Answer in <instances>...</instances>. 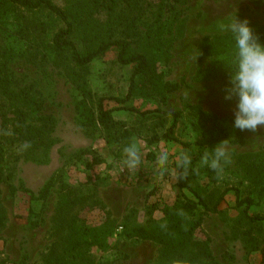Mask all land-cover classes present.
Here are the masks:
<instances>
[{"label": "rangeland", "instance_id": "374dc122", "mask_svg": "<svg viewBox=\"0 0 264 264\" xmlns=\"http://www.w3.org/2000/svg\"><path fill=\"white\" fill-rule=\"evenodd\" d=\"M150 1L158 4L162 0ZM163 3V18L157 22L149 14L140 30L143 34L157 32L161 25L165 36H170L169 59L159 65V71L166 81L181 87L169 95L166 104L143 97L132 104L142 111H181L176 128L180 142L146 140L152 137L159 116L124 110L113 115L133 129L129 142H108L103 133L90 136L76 111L79 92L53 64L52 39L63 21L46 11H19L3 17L6 54L0 59V264H45L51 253L66 264H159L161 245L135 233L164 222L167 208L190 197L178 186L181 142L192 143L194 149L202 145L208 152L211 146L224 142L230 161L234 152H262L264 126L256 131L233 127L235 101L224 99L228 85L205 70L221 66V61L203 57L201 45L206 36L219 35L213 23L233 7L257 31L264 32V4L260 0ZM175 11L181 13L173 23ZM30 23L45 26L34 28ZM131 73L132 66L120 65L117 51L111 50L89 65L87 85L95 97L125 96ZM105 104L108 108L118 106L114 100ZM18 110L28 113L24 124L37 129L34 140L22 138L16 131ZM169 126L170 121L157 131L162 133ZM132 144L139 147L141 155L135 169L124 163V149ZM162 150L169 153L166 167L158 162ZM47 186L45 198H31L29 190L38 194ZM216 186L238 187L242 197L255 199L250 212L264 215V193L259 197L251 191L252 186L235 171L234 164L224 169ZM245 207L237 206L235 191H230L219 213L203 216L194 241L209 237L218 264H264V253L253 249V242L249 243L244 233L248 226L237 223ZM255 228V236L263 241L264 224ZM198 251L192 243L189 253L197 255Z\"/></svg>", "mask_w": 264, "mask_h": 264}, {"label": "trees", "instance_id": "16d2710c", "mask_svg": "<svg viewBox=\"0 0 264 264\" xmlns=\"http://www.w3.org/2000/svg\"><path fill=\"white\" fill-rule=\"evenodd\" d=\"M187 1V0H176ZM122 4V8H121ZM157 7L155 10L154 8ZM176 9V8H175ZM41 12L53 13L64 25L59 28L52 39L53 64L64 76L71 81L80 94L76 102V111L90 136L103 133L105 140L111 143L123 144L129 142L134 135L123 121L114 118L113 113L124 110L140 116H159V123L153 127L150 142L159 140L179 141L176 128L182 119L181 111L169 112L161 108L141 110L132 102L140 97L158 100L166 104L168 97L180 89L181 84L164 79L159 71V65L169 59V47L172 39L166 37V32L160 25L157 32L148 31L143 34L140 24L152 14L159 22L165 12V4H155L150 0H0V59L6 54L5 39L2 33V19L12 12ZM181 11H175L172 22H176ZM34 28L44 27L43 23H30ZM184 25V22H183ZM45 30V28H43ZM264 39V32L257 31ZM231 48L230 37L227 35H208L203 39L201 53L203 57H216L228 54ZM111 50L117 51L118 63L122 66H132L129 86L125 96L95 97L88 88L87 76L89 65L97 58L104 56ZM1 61V60H0ZM201 67L203 62L200 61ZM215 69H205L212 78H220L229 84V69L220 62ZM2 64L0 63V68ZM106 100H114L118 106L106 107ZM27 112L18 110L19 122L15 129L22 138L35 139L37 129L32 125H25L24 117ZM170 121V126L162 133L157 127H164ZM180 142V141H179ZM183 153L191 155L192 165L185 172L179 167L178 186L188 191L190 197L179 199L172 207L166 209L164 222L138 230L135 234L141 239L157 242L161 245L159 264H218L212 254L210 238L194 241V236L203 224V216L208 213H219L220 206L230 191H235L237 206H246L238 224H246L244 232L248 242H253V249L260 248L264 253V240L261 241L254 234L257 225L264 224V215L251 213L250 208L255 205L251 196L242 197L241 190L236 186H216L221 175L201 164V157L206 152L202 145L193 148L190 142H181ZM215 146H211L209 152ZM234 159L224 169L234 164L235 171L252 186L251 191L262 196L264 193V147L260 153L238 154L234 152ZM15 189H13L14 191ZM49 187L41 189L38 194L31 192L33 200H40L48 195ZM2 219V218H0ZM192 243H196L201 256L189 253ZM45 264H66L55 260L52 253L44 259Z\"/></svg>", "mask_w": 264, "mask_h": 264}, {"label": "clouds", "instance_id": "9594fccd", "mask_svg": "<svg viewBox=\"0 0 264 264\" xmlns=\"http://www.w3.org/2000/svg\"><path fill=\"white\" fill-rule=\"evenodd\" d=\"M264 4V0H260ZM218 34L230 37L231 48L228 54L217 55L215 59L229 69V84L224 89V99L235 101L233 127L240 131H256L264 126V39L261 38L251 21L242 17L234 7L213 23ZM125 165L137 168L141 163L139 147L132 144L124 149ZM230 152L224 142L218 143L211 152L201 157V164L222 175L230 162ZM169 153L162 150L158 162L166 167ZM178 166L187 172L192 165L187 152L178 157Z\"/></svg>", "mask_w": 264, "mask_h": 264}]
</instances>
